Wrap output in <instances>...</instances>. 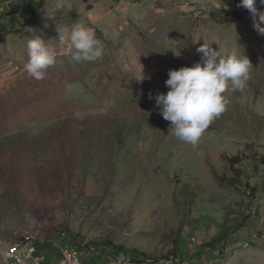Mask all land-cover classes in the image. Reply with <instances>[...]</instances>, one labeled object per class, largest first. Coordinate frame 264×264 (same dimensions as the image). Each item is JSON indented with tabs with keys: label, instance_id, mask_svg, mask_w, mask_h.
Returning <instances> with one entry per match:
<instances>
[{
	"label": "rangeland",
	"instance_id": "rangeland-1",
	"mask_svg": "<svg viewBox=\"0 0 264 264\" xmlns=\"http://www.w3.org/2000/svg\"><path fill=\"white\" fill-rule=\"evenodd\" d=\"M232 1H0V251L72 237L100 245L85 264H110L107 243L204 264L228 232L215 264H264V167L228 162L264 155V36L247 9L243 22H217ZM77 24L102 42L101 58L76 62L60 45ZM37 36L57 51L40 80L24 68ZM203 44L253 68L193 146L148 97L168 91L170 69L201 62Z\"/></svg>",
	"mask_w": 264,
	"mask_h": 264
},
{
	"label": "clouds",
	"instance_id": "clouds-1",
	"mask_svg": "<svg viewBox=\"0 0 264 264\" xmlns=\"http://www.w3.org/2000/svg\"><path fill=\"white\" fill-rule=\"evenodd\" d=\"M219 3L226 7L223 0ZM259 3L264 6V0H259ZM238 6L249 11L255 30L264 36V11L258 10L257 0H241ZM58 41L72 53L71 59L76 62L94 61L104 54L102 42L91 28L83 24L73 26L70 32L65 29L63 34L59 33ZM27 48L25 71L37 80L43 79L45 71L56 63V49L39 36L28 40ZM198 52L204 57L201 62L178 70L170 69L165 81L168 91L155 96L150 92L148 97L155 100L162 118L170 122L172 134L193 146L209 123L225 110L227 100L224 93L229 83L233 89L245 88L253 68L243 53L238 55L233 51L224 56L205 44L198 48Z\"/></svg>",
	"mask_w": 264,
	"mask_h": 264
},
{
	"label": "built area",
	"instance_id": "built-area-1",
	"mask_svg": "<svg viewBox=\"0 0 264 264\" xmlns=\"http://www.w3.org/2000/svg\"><path fill=\"white\" fill-rule=\"evenodd\" d=\"M60 250V257L55 264H85L82 259V251L70 243L58 241ZM35 242H28L26 244L20 242H13L6 246L4 251H0V258L7 264H41L35 258L36 255ZM221 248L215 247L209 250L210 258L204 261V264H215V258L220 254ZM138 264L135 257L129 256L125 253L115 254L110 264ZM189 263V262H188ZM139 264H186L184 256L172 255L156 259L155 261H140Z\"/></svg>",
	"mask_w": 264,
	"mask_h": 264
},
{
	"label": "trees",
	"instance_id": "trees-1",
	"mask_svg": "<svg viewBox=\"0 0 264 264\" xmlns=\"http://www.w3.org/2000/svg\"><path fill=\"white\" fill-rule=\"evenodd\" d=\"M1 1V0H0ZM241 1L238 0H233L232 2H230L229 8L227 11H225L224 13L218 15L217 17V22H219L220 24H235V23H240L244 21V15L247 12V10L243 7H240L238 5H240ZM249 156L248 158L242 159L244 157H234L228 160L229 165H231V167H235V166H240L243 164V162L245 160L251 159L254 160L256 163H259L261 166L264 167V155L262 154H258L256 151H251L249 152ZM239 177L241 176V173L238 172ZM232 186H237L238 182L236 181H231L230 183ZM243 227V225H237L235 230H240ZM228 232H222L220 233L217 237H215V239L213 240V244L211 245H206V247L208 248H215L218 247V245L220 244H225V242L228 239ZM71 240L69 241L70 244L74 247H77L80 251H88V252H93L98 250L100 245H96L94 243H86L81 245L79 242H77L76 239H73L72 237L70 238ZM25 244V243H24ZM106 248L108 250H112L114 252V254H118V253H125L129 256L135 257L137 263L139 264L140 261H155L156 259L160 258L157 256H153L152 254L143 251L142 249L136 248V247H131V248H127V247H123V246H115L113 243H107ZM180 251H171L170 253H168L169 256L172 255H180ZM163 257H165V255H163Z\"/></svg>",
	"mask_w": 264,
	"mask_h": 264
},
{
	"label": "crops",
	"instance_id": "crops-1",
	"mask_svg": "<svg viewBox=\"0 0 264 264\" xmlns=\"http://www.w3.org/2000/svg\"><path fill=\"white\" fill-rule=\"evenodd\" d=\"M41 245H37L35 242L36 246V255L35 258L38 259L41 264H55L59 257H60V250H59V245L57 242L53 244V247L50 248H45L47 245H44V247H39L43 246L42 243H39Z\"/></svg>",
	"mask_w": 264,
	"mask_h": 264
},
{
	"label": "water",
	"instance_id": "water-1",
	"mask_svg": "<svg viewBox=\"0 0 264 264\" xmlns=\"http://www.w3.org/2000/svg\"><path fill=\"white\" fill-rule=\"evenodd\" d=\"M0 264H7L2 258H0Z\"/></svg>",
	"mask_w": 264,
	"mask_h": 264
},
{
	"label": "bare ground",
	"instance_id": "bare-ground-1",
	"mask_svg": "<svg viewBox=\"0 0 264 264\" xmlns=\"http://www.w3.org/2000/svg\"><path fill=\"white\" fill-rule=\"evenodd\" d=\"M29 100V99H28Z\"/></svg>",
	"mask_w": 264,
	"mask_h": 264
}]
</instances>
